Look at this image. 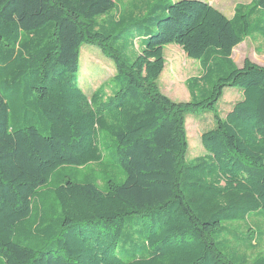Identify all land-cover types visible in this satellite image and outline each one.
I'll list each match as a JSON object with an SVG mask.
<instances>
[{"label": "trees", "instance_id": "1", "mask_svg": "<svg viewBox=\"0 0 264 264\" xmlns=\"http://www.w3.org/2000/svg\"><path fill=\"white\" fill-rule=\"evenodd\" d=\"M251 5L229 19L205 2L159 1L127 62L112 0H0V264H264V233L235 225L264 221V66L231 58L255 31L249 19L264 24V0ZM82 45L115 70L90 96ZM167 45L199 63L189 102L158 91ZM224 88L241 100L188 162L185 117L214 110ZM91 164L102 190L67 175Z\"/></svg>", "mask_w": 264, "mask_h": 264}, {"label": "rangeland", "instance_id": "2", "mask_svg": "<svg viewBox=\"0 0 264 264\" xmlns=\"http://www.w3.org/2000/svg\"><path fill=\"white\" fill-rule=\"evenodd\" d=\"M115 2V9L107 15L116 19L124 20L126 28V38L132 41L128 48L121 51V58L131 62L140 52L141 43L136 38L139 34L150 29L154 32V27L149 19L158 15L152 8L162 0H112ZM175 2L178 0H167ZM207 2L217 11H220L227 18H232L234 9L237 6L250 8L252 0H199ZM105 15L104 17H106ZM161 17V15H160ZM263 17L254 15L249 19V27L255 29L254 32L244 37L243 41L232 51V61L237 67H241L243 61L248 59L258 66H264V37L260 34L259 28L263 27ZM164 68L157 80V88L160 94L174 103H186L191 100L188 92L189 81L196 78L200 71L199 63L196 60L187 58L183 51L176 45H167L163 48ZM115 75L112 62L106 58L98 48L92 45H82L79 56L78 78L79 85L83 92L90 96L97 88L106 84ZM110 93L106 89V94ZM242 92L239 88H224L215 105L214 110H200L185 117V132L187 136L188 151L186 160L192 161L205 154L200 143L202 133L212 130L215 126L214 116L224 117L232 106L241 100ZM119 170L109 166L107 176L111 177ZM67 175L72 181L83 182L86 178H96L97 186L103 189L102 177L96 164H91L88 168L76 172L68 171ZM231 225V224H229ZM237 231L246 237L249 235L246 229H252L251 236L256 239L259 233H264V221L256 220L253 216L240 223ZM264 250V235L261 237L258 251Z\"/></svg>", "mask_w": 264, "mask_h": 264}, {"label": "crops", "instance_id": "3", "mask_svg": "<svg viewBox=\"0 0 264 264\" xmlns=\"http://www.w3.org/2000/svg\"><path fill=\"white\" fill-rule=\"evenodd\" d=\"M205 3H207V2H205ZM208 4V3H207ZM217 10V9H216ZM220 12V11H219ZM221 13V12H220ZM230 19V18H229Z\"/></svg>", "mask_w": 264, "mask_h": 264}, {"label": "water", "instance_id": "4", "mask_svg": "<svg viewBox=\"0 0 264 264\" xmlns=\"http://www.w3.org/2000/svg\"><path fill=\"white\" fill-rule=\"evenodd\" d=\"M196 1H199V0H196ZM200 2H202V1H200Z\"/></svg>", "mask_w": 264, "mask_h": 264}]
</instances>
